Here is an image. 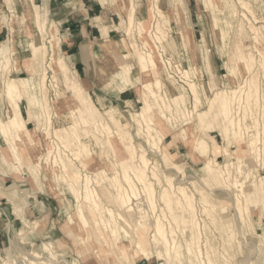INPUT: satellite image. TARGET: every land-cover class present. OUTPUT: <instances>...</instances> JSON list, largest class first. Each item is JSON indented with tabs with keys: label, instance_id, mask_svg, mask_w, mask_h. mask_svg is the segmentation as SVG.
I'll list each match as a JSON object with an SVG mask.
<instances>
[{
	"label": "bare ground",
	"instance_id": "6f19581e",
	"mask_svg": "<svg viewBox=\"0 0 264 264\" xmlns=\"http://www.w3.org/2000/svg\"><path fill=\"white\" fill-rule=\"evenodd\" d=\"M5 1L9 4L11 9H14L18 4V0ZM24 1L29 3L33 2V0ZM223 1L221 2L224 7L222 9L219 8V10H216L213 0H207L206 3L214 10V26L218 27L219 23H222L224 28L226 27V29H228L230 26V18H237L239 11L235 5L230 3V0ZM148 3L159 8L157 0H154L153 2L151 0L148 1ZM240 4L249 14L253 13L251 7H249L246 2L242 1ZM34 10L33 18L36 24L37 34L38 37H41L44 40V43L38 44L29 39V52L31 53L33 62L41 68L46 59V42H48L52 46V54H50L51 63L49 62L50 66L48 67H50L54 75L51 77L49 85L46 83L48 82L49 76L47 69H44L45 66L42 70L38 71L39 73L37 72V79H33L32 77L34 74H32V76L29 77L30 79L28 82L22 77H18V79L8 77V74L11 72L10 68L12 62H16L19 57L15 51L14 35L13 39L9 38L8 40L0 42V105L5 107L6 110V119L4 120L0 116V135L3 137V140H10L13 150H9V152L11 151L14 157L16 156V159L23 164L13 165L8 163L7 159L3 158V164H0V173H5L2 165L8 167L10 171H13V166H17L22 175H25L26 171H28L30 174L29 180L33 183L32 185L39 189L42 188L38 182L41 161L40 163L38 161L36 166L30 165L33 161H37V155L35 152L38 151L39 147L35 137L40 129L42 136H44V145L42 146L47 150L46 154L48 155L46 160V170H50L56 181L58 180L65 184L69 193L76 201V211L73 215L69 216V221H72L73 225H69L68 228L71 227L75 232H84L86 234L87 240L83 237H80V239L82 243L89 241L87 243L92 251H94L93 253L97 260H100L101 258V262H106L105 258L113 256L112 254H116L119 256L121 264H138L143 259L147 258L150 261V258L153 255H158V257H164L168 263H170L171 260L173 261L177 258L180 259V257L183 256V259H186L184 261H187L188 264H216L213 260L214 253H211L212 249L210 250L211 245L210 247L208 246V244H210L208 238L204 240L206 242V257L201 250L202 242H204L202 241L200 245V241L203 239V232L199 226L201 223H199L200 219L194 204L196 203L194 192L191 193L186 186L180 185V180L176 183L177 180H175L173 176L164 174L163 170H160V164L156 163V161L152 162L149 158L148 148L142 147L143 145L141 143L139 148L135 145L134 135L125 127V122H127L125 116H122L121 113L116 112V110L111 107L101 110L99 107H96L93 101L92 105L98 117L96 118L91 114L85 96L86 83H84V80L76 77L73 72L72 74L70 73L68 67L69 64L67 65L65 62L67 60H64L63 57H57L59 40L56 36L55 25L52 24L51 36L46 39L48 36L46 31L47 20L43 18L45 10L41 12L36 5H34ZM158 11L162 16L160 18V26L155 24L150 32L152 25L147 23V19H137L136 22V7L135 5L134 7L131 6V9L127 12V22L124 27V33L126 36H129L131 40L135 41H129L131 50L128 51V53L118 56L114 54L115 52H111L109 46H105V49L107 50V63L105 65L109 67L112 74L118 78L117 84L120 88L125 89L129 86L134 87L136 92L142 95L143 106L139 111L130 114V121L136 126L137 135H144V140L150 147V152H160V146L163 139L168 134L167 125L172 126L173 121L175 120V115L184 118L185 125H187L186 130L188 131L184 140L189 153L194 154L196 151L205 158V160H203L204 164L202 169L206 175H203V182L211 188L220 187L226 191L230 188L238 189L240 193L238 192L236 195L235 208L240 218L241 225L243 227L250 226L249 222H251L253 214L252 211H250L251 206L258 203L257 201H262L264 205V199L261 198V196L264 195V177L259 178L258 182H254L251 185L253 186L252 191L246 190V181H248V178L252 175V170L249 168L248 171H246L244 167L246 168L248 166L243 158L238 157L235 160L233 155L237 152L245 155L246 152H248L255 158H258V155L260 156V153L258 154L259 144L256 139L257 135L250 134L252 136H249V134H247L249 138L246 139V142H243L242 131L245 130V132H249V127L244 123L247 116L252 114L251 107L257 106L259 102V97L257 95L259 89L257 83L253 79L256 76L254 71L255 67L257 65H259L257 67H260V69L264 67V54L260 50L255 49L258 53L255 55L253 48L249 49V46L247 47L248 51L243 50L246 47V44L241 45V42L240 45L243 47L236 48L237 54L235 53L236 55H234L235 59L233 60V63L227 64L226 67L227 71H231L229 76L232 79H236L239 77H236L235 75L241 74L242 76L243 73L240 70L239 64L241 63L245 71L244 73L246 75L248 74L247 79L244 81V84H239L235 89L227 87V89H220V92H215V96L213 95L216 100L215 104L212 103V98L209 99V104L207 103L209 110L203 112L204 109H199L200 104L202 105L200 98L201 91L198 90V87L194 83L193 75L195 74L193 72L192 75L188 69L184 68L182 63L174 61L176 48L173 43L176 42V37H170V41L166 38L170 31L169 22L168 19H164V14L159 9ZM225 14L227 18L226 25L223 21V15ZM253 18H255V16H253ZM256 21L260 26L255 27L253 33L254 36L252 37V40L256 45L255 48L261 46L264 39V21ZM135 24L139 30L138 34L134 33ZM12 31L13 34L16 32L13 27ZM149 32L152 34V38L156 41L155 43L157 45H155V47L152 46L147 39L148 35L150 36ZM182 36L185 45L184 35L182 34ZM138 37L142 40V50L138 47ZM117 44L121 45L124 49L129 48L125 40L118 42ZM185 47L186 46H184V51L185 53H188L186 50L187 47ZM196 47L198 48L197 57L200 59L201 53L199 45ZM131 56H133V58L135 57L139 68L138 73L136 72V74H134L136 68L134 69L128 62L125 63L126 59ZM56 69L60 72V77L62 78L61 82L57 76L59 73L56 72ZM160 69L162 70L160 71ZM167 69H170L171 72L176 75L180 74L182 82L188 87L187 92H189L188 94L192 96L195 102L192 111H190L189 107L185 104V95L187 92L184 94L182 90L181 93L175 94L173 97L169 98L167 93L163 90L162 79L164 81V78L161 74L167 72ZM258 74L260 75V73ZM152 76H154L153 80L149 79L144 81L147 77ZM213 78V82L210 81L202 86L204 90L209 87L212 91V89L216 87L214 83L216 85L219 84L214 73ZM26 83L29 84L28 90H26L27 87H25ZM61 88L65 94H69L68 96H71L76 102L80 100L76 105V109L69 111V114L59 113L61 110L59 101L62 96V92L60 91ZM51 89L52 92L55 93L52 96L53 99H57L56 101H53V103L49 96V91H51ZM170 89L171 91H174L175 87L171 84ZM239 92L243 93L244 96L241 98L242 104L237 108L235 103L237 101V93ZM24 99L28 104L27 114H29V119L36 120L38 128L31 129L30 127H26V122L23 120V114L21 111V104ZM126 103L128 102L126 101ZM36 104L41 106L38 111L33 110L35 109ZM127 106L135 109L136 102L128 103ZM213 113H218V116L216 115L218 118H215ZM103 114L107 117L105 118ZM41 117L42 119L44 118L42 123L40 121ZM67 117L70 118V121L65 124L64 121H66ZM195 118H198L194 127L195 129L191 131L192 129L189 125H191L190 123H192ZM261 118L264 122V109L261 113ZM254 120L257 121V119ZM256 121L254 122L256 123ZM197 126H199L200 129H198ZM257 127H260V125H257ZM210 128H216L219 133L226 138V145L223 148L216 143L213 136L209 135L210 141L212 142L211 148L209 142L205 141L204 138H201L198 135L201 131V134L208 136L206 129L210 130ZM113 137L117 138V140L125 147L128 154V158L125 162L118 161L114 158ZM54 139H58L59 142H62L63 147L71 151L73 158L69 155L62 154V149H57L55 145L54 148H52L51 141H54ZM233 142H236L238 145L236 149L233 148ZM98 151H100L99 158H105L106 160L109 158L111 159L109 163H111L110 166L114 170L112 174H109L105 169H102L101 163L98 165L99 168H96L95 172H88V168L91 169V167H89V162L87 161L94 159V154L97 155L96 153ZM221 156L226 160L224 164L218 161V158ZM164 157L166 159L165 167L169 170L176 171L178 175L180 174L183 178L186 172L182 168V159H180L181 161L176 159L173 160L175 155L171 153L166 154ZM75 161H78L79 165H76ZM262 164L264 165V162ZM27 167L28 169H26ZM232 169H235L236 173L242 176L243 179H238V177L232 179ZM84 170L88 173L84 174ZM80 178L83 180L82 184L80 183ZM193 182L192 184L196 190L197 184ZM93 183L99 187V190L96 189ZM156 184L160 186V190L158 189L159 191L156 188L158 187ZM50 190L55 191L53 189ZM141 192L144 193L148 205L154 211L158 209H156L158 201H161L164 205L160 208L161 210L159 209L161 212L160 214H157V211L156 216L154 214L155 220L154 223L152 222L153 224L151 223V226H147L150 223H147L146 218L151 215L148 216V212L144 213L147 217H145L146 215L143 217L141 216L143 218L142 221L137 222V219L134 220L133 218L135 214L133 201L139 198ZM197 192L199 193L201 203L203 204L201 213H204L206 217H211L209 215L211 214L210 211L211 209H214L212 205L209 206V196L205 193L207 191H203L201 187V189H197ZM1 194L4 198H7L4 193ZM8 198L9 201L12 200V197ZM104 200H106L113 208L107 206V203H104ZM13 206L14 212L20 209L19 205L16 203ZM165 208L171 213H167L170 215L169 217L172 216L171 219L176 221V227H172V222H170V219L168 218L167 220H169V222L167 225H171V227L169 228L164 223V218L166 220V217L168 216L165 214ZM174 210H178L182 220L181 218L180 221L178 220L179 218L176 219L179 215H176L177 213H175ZM228 211L227 208L224 214ZM140 213L142 214V212ZM177 221L179 222L177 223ZM212 221L214 222V220ZM178 224L180 225V229ZM95 228L98 232L94 231ZM178 229L180 230V234H184L182 241H177L178 237L177 239L175 238L178 234H176ZM233 238L232 234L226 236L222 245L231 246ZM106 245L111 247L113 251L112 254L104 249ZM44 248L46 250L49 249L50 244L46 243ZM50 255L51 259L57 257L52 253H50ZM29 256V258H26L28 264H55L53 260H44L41 258L40 253L34 250ZM201 256H203L202 259ZM204 258H206V260ZM223 260V264H229L228 258L223 257ZM108 262H111V260ZM58 263L64 264L63 262H59V260ZM2 264L10 263L4 259Z\"/></svg>",
	"mask_w": 264,
	"mask_h": 264
},
{
	"label": "rangeland",
	"instance_id": "374dc122",
	"mask_svg": "<svg viewBox=\"0 0 264 264\" xmlns=\"http://www.w3.org/2000/svg\"><path fill=\"white\" fill-rule=\"evenodd\" d=\"M148 1L151 0H132V1L120 0V7L119 10L117 11L119 15L117 14L112 16L114 21L111 23L110 27L102 26L103 24L99 25L101 26V31L98 34V36L99 37L103 36L105 38H108L109 37L108 35H111V38L118 42L125 40L129 48L124 49L121 45H119L117 48H115V51H117V56L128 53V51L131 50L129 41L130 42L135 41V40H131V38L129 36H126V34L124 33L125 32L124 27L126 26V22H127V12L131 9V6L134 7L135 5L136 12L137 11L139 12L141 8L144 10L143 15L141 14L139 15L138 13H136V22L137 19L138 20L147 19L148 20L147 23L152 25L150 32L155 24L160 26V22H161L160 18L162 16L158 11L159 9L164 14L163 15L164 19H168L169 22L168 24L170 27V31L168 32L166 38L170 41L171 38L176 37L175 38L176 42L173 43V45L176 48L174 61L182 63L184 68L188 69L192 73V75L193 72L195 74L193 75L194 83L198 87V90L201 91L200 98L202 101V105L200 104L199 109L200 110L204 109L203 112L209 110V108L207 107L209 104V99L212 98V103L215 104L216 102L214 98L215 92H220V89H227V87L228 88L231 87L232 89H235L236 86H238L239 84L242 83L244 84V81L247 79L248 74L246 75L244 73L245 71L241 63L239 65L241 72H243L242 76L241 74L235 75L236 77L239 78L232 79L229 76L231 74V71H227V67H226L227 64H232L233 60L235 59L234 55L237 54L236 48L243 47L241 45L246 44V47L243 50L248 51L247 47L249 46V49L253 48L255 55L258 54L256 50H260L264 54V39L262 45L257 46V48H255L256 45L252 40V37L254 36L253 33L255 27L260 26V24H258L256 20H260L261 22L264 21L263 18L264 0H235V1L230 0V3L235 5L239 12L237 18H232V17L230 18V26L228 27V29H226V27L224 28L222 23H219L218 27L214 26V21H213L214 10L212 9V7L210 8L209 4L206 3L207 0H157L159 8H156L155 6H153V4H149ZM153 1L154 0H152V2ZM221 1L223 0H213L216 6V10H219V8L222 9L224 7ZM242 1L246 2L249 5V7H251L253 13L249 14L242 7V5L240 4V2ZM1 2H3L4 6L0 12V27H4V32L0 37V40L3 42L5 40H8L9 38L13 39V35H14L15 51L19 56L16 62L14 61L12 62L10 68L11 72L8 74L9 75L8 77L12 79H18V77H22L28 82L30 79L29 77L32 76V74H34L32 78L37 79L36 75L39 73L38 71L42 70V68H44L45 66L44 69H47L49 76L48 82L46 83H48L49 85L51 82V77L54 75L50 67H48L50 66L51 63L50 54H52V50H51L52 46L48 42H46L47 44L46 45L47 54L45 57L46 59L43 62V66H41L40 68L38 67V65H36L33 62L31 53L29 52V44H28L29 39L35 41L38 44L44 43V40L41 37H38L37 34V28L33 18L35 12L34 5L39 7L41 12L45 10L43 13V18L47 20L46 31L48 33L47 34L48 36L46 39H48L49 36H51L52 33L51 27L53 22L50 23L48 21L47 18L48 12L46 8L39 5L40 2L38 0H36V2L34 1L30 3L24 0H20V1L18 0V4L14 7V9H11L9 4H7L5 0H1ZM28 4L30 6H28ZM252 15L255 16V18H253ZM226 19L227 18L225 14L223 15V21L225 25H226ZM101 22H102L101 17H97L95 23H101ZM12 27L16 31L14 34L12 31ZM74 28L75 25H70L67 26V28L65 27L62 28V30L64 29L63 31H61L60 29L61 31L60 32L55 27L56 36L59 40V46L57 48V57H63L64 60H67L65 62L67 63V65L69 64L68 67L70 69L71 74L73 72V74L79 79L81 80L84 79V83H86L85 96L87 98V102L90 107L91 114L96 118L98 117L92 105V101H93L96 107H99L101 110L107 107H111L114 110H116V112L121 113L122 116H125L127 120V122H125V127L131 134L134 135L135 145L139 148L142 144L143 145L142 147L148 148L149 158L152 160V162L156 161V163L160 164V170H163L164 174L168 176H173L174 179L177 180V182L175 181L176 183H178L180 180L179 182L180 185L186 186L189 192L191 193L194 192L195 202H196L194 204L196 206L197 214L200 219L199 223H201L199 226L203 232V239L200 241V245L202 241L206 240V238L209 239L208 241L210 242V244H208V246L210 247L211 245L210 250L212 249L211 253H214L213 260L216 262V264H223L224 263L223 257L229 259V264H264L263 202L257 201L258 203H255L251 206L250 211H252L253 214H252V220L251 222H249L250 226L243 227L241 225L240 218L235 208L236 195L239 192L238 189L230 188L228 189L229 191L228 190L226 191L221 189L220 187L211 188L203 182V178H204L203 175H206V173L202 169L204 164L203 160H205V158L196 151L194 152V154L189 153L184 140L185 135L188 132L186 130L187 125H185L186 124L184 121L185 119L178 115L177 116L175 115V120H174L175 122L173 121L172 126L167 125L168 134L163 139V142L160 146L161 149L160 152L151 153L150 147L146 144V141L144 140L143 137L144 135L141 136L137 135V128L130 121L131 120L130 114L132 112L134 113L136 111H139V109L143 106L142 95L138 94L134 87L129 86L126 87L125 89H122L120 88V86H118L117 84L118 78L115 77V75H113L112 72L110 71V68L105 65L107 63L106 60L107 55L104 54L102 50L99 52V59H101V62L98 63V68L97 70L95 68V71L93 72V76H91V78L88 79L89 81L85 79L86 77L83 76V74L77 72L75 67L68 61L67 56L63 51L65 45L64 43L66 39L65 37L62 38V36L60 35L66 33L68 36H71V34L74 31ZM134 29H135L134 33L138 34L139 30L136 24ZM109 30L111 31L109 32ZM182 34L184 35L185 38L184 39L185 45L182 40L183 39ZM147 39L152 46L155 47V45H157L155 43L156 41L152 38V34H150V36L148 35ZM141 42L142 40L139 39L138 37V47L139 49L142 50ZM198 45L201 53L200 59H198L197 57L198 48L196 46ZM184 46L187 47L185 48L188 51V53H185ZM231 50L233 54L231 53ZM230 56L232 59L230 58ZM127 62L131 64L134 69L136 68L134 70L135 71L134 74H136V72L138 73L139 68L137 66L135 57L134 58L133 56L129 57L128 59H126L125 63ZM257 66L255 67L254 70L256 76L254 77L253 80L257 83L259 89L257 93L259 97V102L257 106L251 107L252 114H249L247 116V119L245 120L244 124H246L249 127V132L248 131L245 132V130H243L244 132L242 131V136H243L242 140L243 142H246V139L249 138L247 134H249V136H252L253 134H255V136L257 135L256 139L258 140L257 143L259 144V145L257 144L259 147L258 154L260 153V156L258 155V158H255L252 157L253 155H250V153L248 152H246L245 155H243L240 152H237L236 154L233 155L235 160L238 157L243 158L244 162L248 166L246 168L244 167L246 171H248L249 168L252 170L251 171L252 175L248 178L249 180L247 179L248 181H246V190L249 191H252L253 186L251 185L254 182L256 183L258 182L259 178L264 177V165L262 164L264 162V144H263L264 122L263 119L261 118V113L264 109L262 108L264 107L263 105L264 104L263 103L264 102L263 100L264 99V74H263L264 67L260 69V67ZM162 69H160V71ZM56 72L59 73L57 74V76L59 77L61 82L62 78L60 77V72L57 69ZM170 72L171 70L167 69V72H164L165 75L161 74L162 77L164 78V81L162 79L163 88H164L163 90L167 93L169 98L173 97L175 94L181 93L182 90L185 94V92H187L188 87L186 86V84H184V82H182L180 78V74L176 75L173 72L171 73ZM213 73L216 75L217 77L216 80L218 81L219 84L216 85L214 83L216 87L212 89V91L209 87L206 90H204V88H202L204 84L206 85V83L210 81L212 82L214 81ZM258 73H260V75ZM153 77L154 76L147 77L146 79H144V81L149 79L153 80L154 79ZM171 84L175 87L174 91H171L170 89ZM25 87H27L26 90H28L29 84L26 83ZM60 91L62 92V96L59 99L60 107H61L59 113L69 114V111L76 109L77 107L76 105L77 103L80 102V100L76 102L71 96H68L69 94H65L62 88L60 89ZM127 92L133 93L132 96L123 95ZM188 93L189 92H187L185 95L186 97L185 104L187 105V107H189L190 111H192V109H194L195 102L192 96ZM54 94L55 93L52 92L51 89V91H49V96L52 100V103L53 101L57 100V99H53L52 96ZM237 94L238 95L236 100L238 102L236 101L235 106L238 108L242 104L241 98H243L244 95L243 93L240 92ZM126 101L128 103L136 102V108L133 109L132 107L130 108L129 106H127L128 103H126ZM40 107L41 106L39 104H36L35 109L33 110L38 111L40 110ZM5 111H6L5 107L0 105V116L4 120L6 119ZM21 111L23 114L22 115L23 120L26 122V127L27 128L30 127L31 129H34L36 127L38 128L37 121L29 119V114H27L28 104L25 99L21 104ZM103 115L105 118L107 117L105 114ZM216 115L218 116V113H213V116L215 118H218ZM197 119L198 118H195V120L192 121V123H190L191 125H189V127L192 129L191 131L195 129L194 127ZM254 119H257L258 122ZM40 121L42 123L44 121V118L42 119L41 117ZM69 121L70 118L67 117L64 123L67 124ZM254 121H256V123ZM257 125L258 126L260 125V127H257ZM197 128L200 129L199 126H197ZM206 131L208 132V136H204L203 134H201V131L200 133H198V135L201 138H204L205 141L209 142L211 148H212V142L210 141L209 135L214 137L216 143L219 146L221 145L220 147L223 148L226 145V141H225L226 138L223 135H221L216 128H210V130L206 129ZM35 139L39 147L38 151L35 152L37 155L36 157L37 161H33L30 165L36 166L37 162L39 161L40 163L41 161L40 163L41 169L40 172L38 173V182L42 188L39 189L38 187L32 185L33 183L29 180L30 174L28 173V171H26L25 175H22L20 169L17 166H13V171H10L8 167L2 165L3 171L5 173L3 174L0 173V180H1L0 182V264L3 263L4 259H6L7 262L10 264H28L26 258L30 257L29 255L32 253L33 250L40 253L41 258H43L44 260H53L55 264H59L58 260L59 262H63L64 264L65 263L121 264L119 256L116 254H112L113 251L111 247H109L108 245H106L104 249L107 250L113 256L105 258L106 262H101L100 257H99L100 260H97L96 256H94L93 253L94 251H92V249L87 243L89 241L82 243L80 239V237H83L85 240H87L86 234L84 232H75L71 227L68 228L69 225L70 226L73 225L72 221H69V216L73 215L74 212L76 211L75 210L76 201L75 199H73L74 197L69 193L65 184L61 181L58 180L56 181L50 170L49 171L46 170V160L48 155L46 154L47 150H45V148L42 146L44 145V136H42V132L40 129L37 132ZM112 143L115 152L114 158L117 159L118 161L125 162L128 158V154L125 150L124 145L120 143V141H118L117 138L115 137L112 138ZM54 145L57 149L58 148L62 149V154L69 155L71 158H73L71 151L63 147L62 142H59L58 139H54V141H51L52 148H54ZM237 146H238L237 143L233 142V148L236 149ZM9 150H13V146L10 143V140H6V139L3 140V137L0 135V164H3L2 160L3 158H5L10 164L23 165L21 161L19 162L16 159L17 158L16 156L14 157L11 151L9 152ZM169 153L175 155V158H173V160L176 159L181 161L180 159H182V168L186 172L183 178L180 176V174L178 175L176 171L169 170L165 167L166 159L164 156ZM96 154L97 155L94 154V159H90L89 161H87L89 162L88 163L89 167H91V169L88 168V172L89 171L95 172L96 168H99L98 165L101 163L102 166L101 168L105 169L107 173L112 174L114 170L110 166L111 163H109L111 159L109 158L106 160L105 158H99L98 156L100 155V151H98ZM218 161L224 164L226 160L223 156H221L218 158ZM75 163L76 165H79L78 161H75ZM249 166H252L253 168ZM26 169H28V167ZM84 171H83L84 174L88 173ZM236 177H238V179L241 180L243 179L242 176L236 173L235 169L234 170L232 169V179ZM80 180L81 182L80 181L79 182L82 184L83 180L81 178ZM192 182L197 184L196 190ZM94 186L96 187V189L99 190V187H97L96 184ZM156 186H158L156 187L157 190L158 189L160 190V186L158 184H156ZM249 186L251 187V189ZM201 187L203 191H207L205 193L209 196V201H210L209 206L212 205L214 209V210L211 209L210 211L211 214L209 215L211 217H206L204 213H201L203 204L201 203L199 193L197 192V189H201ZM50 189H53L55 191H51ZM1 193H4L6 195L5 197L7 198L12 197V200L9 201V198L8 199L4 198L3 196H1L2 195ZM261 198L264 199V195H262ZM105 202L107 203L106 204L107 206H111L106 200H104V203ZM15 203L18 204L20 207V209H18L16 212H14V206H13ZM162 206H164L163 203L161 201H158L156 207V209L157 208L158 209L154 211L148 205L144 193L141 192L139 198L133 201V207L135 209L134 212L135 214L133 218L134 220L137 219L136 220L137 222L142 221L143 219L142 217L146 215L144 213L148 212L147 215L149 216L151 214L152 216L150 215L149 217H147L146 215L145 217H147L146 218L147 223H150L147 226H151L154 223L156 211L157 214H160L161 213L160 208H162ZM111 208L113 207L111 206ZM227 208L229 211L224 214ZM165 210H166L165 211L166 216L168 214H171L170 212L167 211L166 208ZM152 211H154L155 213ZM174 211L175 213H177L176 215H179L178 217L176 216L177 217L176 219L179 218L178 220L180 221L181 218L182 220V217H180L178 210H174ZM140 212H142V214ZM169 216L170 215L166 217V220L164 218V223L167 225V223L169 222V220H167L168 218L170 219V222H172V227H176V221H173L171 219L172 216L171 217ZM148 218L150 221L148 220ZM212 220H214V222ZM179 221H177V223ZM167 226L169 228L171 227V225L170 226L167 225ZM178 227L180 229V225ZM179 229L178 232L176 231V234L177 233L178 234L177 236H175V238L177 239L178 237L177 241L179 240L182 241L184 234L183 235L180 234ZM94 231H97V229L95 228ZM230 233L234 237L232 245L223 246L222 245L223 240L226 238V236L231 235ZM46 243L50 244V248L47 250L44 248V245ZM205 243H206L205 241L202 242L201 250L205 254L204 256L206 257ZM50 253L55 254V256L57 257L51 259ZM202 257L203 256H201V259ZM183 258L184 257L182 256L180 257V259L177 258L173 261L171 260L170 263H168V261L164 257H158V255H153L150 258V261L146 258L140 261L138 264H188L187 261H184L186 259ZM204 259L206 260V258ZM110 260L111 262H108Z\"/></svg>",
	"mask_w": 264,
	"mask_h": 264
},
{
	"label": "crops",
	"instance_id": "0c3cea01",
	"mask_svg": "<svg viewBox=\"0 0 264 264\" xmlns=\"http://www.w3.org/2000/svg\"><path fill=\"white\" fill-rule=\"evenodd\" d=\"M34 1L36 2V0H33V2ZM38 1L40 2L39 5L46 8L48 12V21L50 23L53 22L59 31L60 29L63 31L64 29L62 30V28L64 27L67 28V26L75 25L71 36H68L66 33L60 34L62 38L65 37L66 39L63 51L68 61L75 67L77 72H80L86 77V80L93 76L95 68L97 70L98 63L101 62V59H99V52L102 50V52L107 55L105 46H109L111 52H115L114 54L117 55L115 48L119 46L117 44L118 41L113 40L111 35L105 38L103 36L99 37L98 34L101 31V26L99 25L103 24L102 26L110 27L111 23L114 21L112 16L118 14L117 11L120 7V0ZM3 6V2L0 0V12ZM28 6L30 5L28 4ZM143 11L144 10L141 8L140 11L136 13L143 15ZM97 17H101V23H95ZM110 31L111 30H109V32ZM3 32L4 27H0V37ZM0 42L2 41L0 40ZM132 94L133 93L127 92L123 95L132 96Z\"/></svg>",
	"mask_w": 264,
	"mask_h": 264
}]
</instances>
